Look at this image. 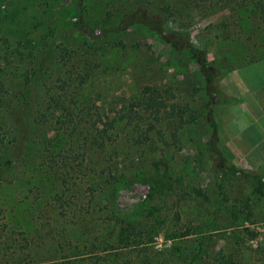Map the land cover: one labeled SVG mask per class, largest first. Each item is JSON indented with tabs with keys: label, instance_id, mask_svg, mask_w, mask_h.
Here are the masks:
<instances>
[{
	"label": "rangeland",
	"instance_id": "374dc122",
	"mask_svg": "<svg viewBox=\"0 0 264 264\" xmlns=\"http://www.w3.org/2000/svg\"><path fill=\"white\" fill-rule=\"evenodd\" d=\"M14 1L0 0L1 9ZM145 4L157 17L168 9L165 28L185 29L205 47L210 67L226 70L218 89L205 91V76L189 53L140 24L123 28L125 14ZM80 21L94 39H61L68 24ZM25 39L36 48L53 44L43 65L53 77L86 67L79 86L85 102L76 105L83 113L73 123L80 115L90 121L83 106L94 105L113 120L144 87L160 89L169 104L187 105L197 118H163L144 143L122 125L112 146L84 149L85 174L76 180L82 193L73 203H54L58 188L41 174L32 177L36 155L16 162L0 180V264H264V196L232 169L264 163L248 162L254 155L264 159V0H22L0 22V67L9 77V66L28 69L18 50H10ZM82 39L90 45L83 47ZM8 81L15 89L16 77ZM37 93L31 88L33 107ZM211 120L226 160L221 167L207 150ZM26 193L40 201L30 205ZM121 226L142 232L124 246L114 240ZM201 234L207 237L196 256Z\"/></svg>",
	"mask_w": 264,
	"mask_h": 264
},
{
	"label": "trees",
	"instance_id": "16d2710c",
	"mask_svg": "<svg viewBox=\"0 0 264 264\" xmlns=\"http://www.w3.org/2000/svg\"><path fill=\"white\" fill-rule=\"evenodd\" d=\"M22 0H16L5 9H1L0 4V22L11 18L16 14L18 3ZM17 4V5H16ZM147 4V3H146ZM139 5L136 10L125 14L121 23L127 27L129 25L140 24L143 27L153 30L164 42L178 52L189 53L196 60L200 67V72L205 76V91L218 89L217 81L225 75L226 70L220 68H211L207 62V53L205 47L196 45L185 29L165 28L166 9L163 10L161 17L155 16L156 11L148 5ZM65 34L61 39L69 38L67 35H73L94 39L92 29L87 23H70L67 25ZM7 48L10 47L8 37L2 38ZM89 41L82 39L81 45L85 47ZM90 45V44H89ZM44 48V49H42ZM4 45L0 40V51H4ZM54 46L52 43L36 48L31 39H25L18 42L17 45L10 48L11 51L18 50L20 59L26 61L28 69L22 70L21 65L10 67V74L16 77V87L13 89L8 78L13 76L4 74V68L0 67V180L6 171L14 166L16 162L23 160L30 161L29 156L36 155L37 165H33L31 170L32 177L41 174L51 184L52 201L73 203L82 193L81 188L76 184V180L85 174L84 149L86 151L93 149L104 150L117 142L114 139L113 131L119 134V127L130 128L135 134V141L144 143L150 139L149 133L156 128L157 122L163 118L178 119L180 122L189 123L197 118L192 111L189 113L187 105L168 103L166 97L157 88L144 87L139 96L131 101L128 108L123 110L112 120L102 118L99 108L94 106H83L90 114V121H85L83 115L76 123H73L75 117L78 118L77 111L83 113L82 106L76 109V105L84 104V96L79 92V86L88 75L86 67L78 69L73 65L75 72L67 69L63 77H53V73H47L43 67L46 56L51 55ZM66 50V48H65ZM71 57L70 53L66 54ZM7 58V56H5ZM66 58V57H65ZM64 58V61H68ZM28 60H31L30 63ZM35 60H37L35 62ZM10 62L9 60L4 63ZM2 63V64H4ZM80 67V66H79ZM48 74V75H43ZM78 74V75H77ZM21 76V77H20ZM40 76L44 77V82ZM59 82V84H58ZM41 84V91L38 85ZM33 86V87H32ZM31 88H36L38 97L35 106H32L30 99ZM69 124H68V123ZM82 124H87L84 128ZM211 133L207 136V150L213 155V159L221 158L218 165H226L225 158L216 147V123L211 120L209 124ZM31 128V130H30ZM32 132V133H31ZM113 138V139H112ZM233 172H239L245 178H249L254 183V192L258 196H264V163L256 168H232ZM104 170L101 172V174ZM158 180V179H157ZM8 185L13 182L12 179L6 180ZM119 177L113 179L112 191L116 190ZM36 185V184H35ZM37 186V185H36ZM199 195L200 190L196 191ZM206 197V194H202ZM30 205L39 202V199L29 197L26 193ZM142 231L133 230L129 226H121L117 241L119 244L125 242L124 246L132 244L130 239L135 235H140ZM190 234L187 230L180 235ZM199 234V233H198ZM207 236L197 235L196 241L199 246L196 256L203 249V244ZM46 264H64L58 261H49ZM193 264V261L190 262Z\"/></svg>",
	"mask_w": 264,
	"mask_h": 264
},
{
	"label": "crops",
	"instance_id": "0c3cea01",
	"mask_svg": "<svg viewBox=\"0 0 264 264\" xmlns=\"http://www.w3.org/2000/svg\"><path fill=\"white\" fill-rule=\"evenodd\" d=\"M264 159H260L258 156L254 155L253 157L249 158V165L254 167L263 162Z\"/></svg>",
	"mask_w": 264,
	"mask_h": 264
}]
</instances>
